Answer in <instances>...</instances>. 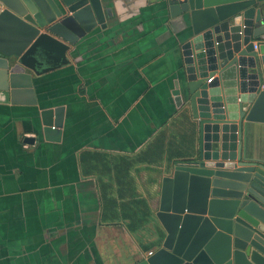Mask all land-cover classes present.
<instances>
[{"label": "crops", "instance_id": "crops-1", "mask_svg": "<svg viewBox=\"0 0 264 264\" xmlns=\"http://www.w3.org/2000/svg\"><path fill=\"white\" fill-rule=\"evenodd\" d=\"M106 6V28L42 77L37 105L0 103V264H135L157 249L162 178L196 142L172 95L181 23L150 0ZM54 106L58 142L35 131ZM249 142L264 153V125Z\"/></svg>", "mask_w": 264, "mask_h": 264}, {"label": "water", "instance_id": "water-1", "mask_svg": "<svg viewBox=\"0 0 264 264\" xmlns=\"http://www.w3.org/2000/svg\"><path fill=\"white\" fill-rule=\"evenodd\" d=\"M108 0H0V103L37 105L42 77L107 26ZM181 23L175 106L193 120L189 156L162 178L157 249L135 264H264V0H150ZM58 142L64 107L39 112ZM33 142L34 138H25Z\"/></svg>", "mask_w": 264, "mask_h": 264}, {"label": "rangeland", "instance_id": "rangeland-1", "mask_svg": "<svg viewBox=\"0 0 264 264\" xmlns=\"http://www.w3.org/2000/svg\"><path fill=\"white\" fill-rule=\"evenodd\" d=\"M191 124V123H190ZM190 128L194 130L193 124L189 125ZM157 221V220H156ZM159 233H161L160 225L158 224V227L155 229V243L159 240Z\"/></svg>", "mask_w": 264, "mask_h": 264}, {"label": "built area", "instance_id": "built-area-1", "mask_svg": "<svg viewBox=\"0 0 264 264\" xmlns=\"http://www.w3.org/2000/svg\"><path fill=\"white\" fill-rule=\"evenodd\" d=\"M149 254H150V252H149Z\"/></svg>", "mask_w": 264, "mask_h": 264}]
</instances>
